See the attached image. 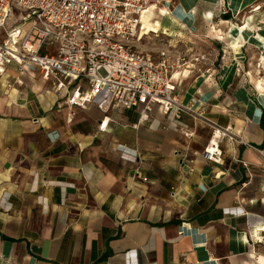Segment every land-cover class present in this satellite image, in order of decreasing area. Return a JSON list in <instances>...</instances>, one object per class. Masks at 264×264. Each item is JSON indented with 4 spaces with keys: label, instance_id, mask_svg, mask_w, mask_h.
Segmentation results:
<instances>
[{
    "label": "crops",
    "instance_id": "1",
    "mask_svg": "<svg viewBox=\"0 0 264 264\" xmlns=\"http://www.w3.org/2000/svg\"><path fill=\"white\" fill-rule=\"evenodd\" d=\"M258 5L170 0L158 32L134 40L152 57L204 56L172 78L181 103L197 100L191 115L203 112L180 116L190 139L157 106L147 121L140 108H112L99 130L98 112L53 105L40 77L11 67L24 84L7 87L0 76V264H264ZM153 36L156 49L143 44ZM209 122L244 142L223 139L218 160L206 159Z\"/></svg>",
    "mask_w": 264,
    "mask_h": 264
},
{
    "label": "built area",
    "instance_id": "2",
    "mask_svg": "<svg viewBox=\"0 0 264 264\" xmlns=\"http://www.w3.org/2000/svg\"><path fill=\"white\" fill-rule=\"evenodd\" d=\"M148 4L149 0H0V76L8 74L7 87L24 84L19 73L40 77L50 86L43 94L53 95V105L63 102L98 112L99 130H105L112 108H140V120L147 121L157 106L162 123L175 130L183 127L182 135L190 139L193 133L179 119L193 114L197 100L181 103L172 78L191 70L204 56L161 48L152 57L137 50L134 40L140 38V16ZM13 9L24 15L14 24ZM11 67L17 74L8 73ZM72 116L70 111L69 121ZM209 124L206 159L218 160L223 139L244 142L230 126Z\"/></svg>",
    "mask_w": 264,
    "mask_h": 264
},
{
    "label": "rangeland",
    "instance_id": "3",
    "mask_svg": "<svg viewBox=\"0 0 264 264\" xmlns=\"http://www.w3.org/2000/svg\"><path fill=\"white\" fill-rule=\"evenodd\" d=\"M169 1L170 0H149V3H156L157 6L162 7L163 5L168 4ZM259 1L261 2V5H258L257 6V9H260L261 14H262L261 16L264 17V0H259ZM225 15L228 18L229 17H233L231 12H228ZM23 16H24L23 13H21L18 10L13 9V11L11 12V15H10L11 22L14 24V23L20 21L21 19H23ZM158 16H162V15H159L158 13H154V16L152 18V21H154V23L156 21L158 22V26L157 27L156 26H153L152 30L150 32H148L147 34H143V32H145V30L140 28V37L143 36V35H148L149 33H156V32H158V28L160 26L159 17ZM151 36H152V34H151ZM2 37H3V34H2V31L0 30V38H2ZM261 40L264 42V38H262ZM144 41L145 42L146 41H150V43H149L148 46L151 49H156L158 47L157 38H155L154 36H153L152 40H148V39L143 40V44H145ZM261 49L263 50V53H264V49L263 48H261ZM262 55L263 56L261 57V62L264 64V54H262ZM260 73H261V76H264L263 71H261Z\"/></svg>",
    "mask_w": 264,
    "mask_h": 264
},
{
    "label": "bare ground",
    "instance_id": "4",
    "mask_svg": "<svg viewBox=\"0 0 264 264\" xmlns=\"http://www.w3.org/2000/svg\"><path fill=\"white\" fill-rule=\"evenodd\" d=\"M154 13H158L159 15H164L166 14V10L162 7L157 6L156 3H149L146 8L142 11L141 16H140V20H141V29H144L145 32H143V34H147L148 32H150L153 28V26H158V22L156 21L154 23V21H152V18L154 16ZM240 30L245 28V26H239ZM213 32L216 33H220L219 30L217 29H212ZM230 45L232 47H236L239 45V41L236 39H232V41L230 42ZM264 69V67H263ZM257 89L263 91L264 88L261 85V82L257 83ZM170 139V138H169ZM171 148V146H170Z\"/></svg>",
    "mask_w": 264,
    "mask_h": 264
}]
</instances>
